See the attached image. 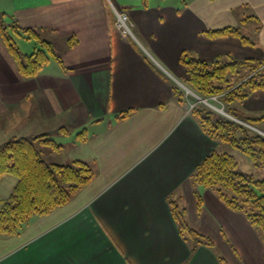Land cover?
I'll return each instance as SVG.
<instances>
[{
	"label": "crops",
	"instance_id": "crops-1",
	"mask_svg": "<svg viewBox=\"0 0 264 264\" xmlns=\"http://www.w3.org/2000/svg\"><path fill=\"white\" fill-rule=\"evenodd\" d=\"M114 7L129 12L138 41L121 36ZM0 11L37 29L61 57L25 78L0 35V140L58 134L66 148L75 133L70 161L94 170L67 204L0 236V264H264L246 215L191 181L227 143L185 114L176 89L188 78L184 51L206 61L264 59V0H0ZM226 25L251 44L206 33ZM233 105L264 114V89ZM175 203L213 247L181 234Z\"/></svg>",
	"mask_w": 264,
	"mask_h": 264
},
{
	"label": "trees",
	"instance_id": "trees-1",
	"mask_svg": "<svg viewBox=\"0 0 264 264\" xmlns=\"http://www.w3.org/2000/svg\"><path fill=\"white\" fill-rule=\"evenodd\" d=\"M12 33L34 38L38 45L31 53L23 54ZM206 33L210 37L237 36L243 43L251 44L241 29L234 25L208 29ZM0 35L25 78L36 76L52 59L61 61L52 42L44 39L37 29L22 27L16 19L10 20L7 13L1 11ZM180 61L188 72L187 85L197 93L203 96L223 94L227 111L254 126L264 119V114L248 116L233 105L255 90L264 89V59H237L225 55L206 61L184 51ZM176 89L183 102L181 87ZM192 114L213 139L240 149L264 167V133L204 104H199ZM86 133V130L80 132L81 140L87 138ZM37 142L53 148L61 147L49 134L13 136L0 144V176L10 174L18 179L11 196L0 206V235L19 234L32 216L47 214L67 204L94 178L92 166L83 159L70 163L46 161ZM238 168L239 161L234 154L215 149L197 165L191 181L195 185L212 188L230 209L244 213L264 240V178H256L254 174L241 172ZM196 196L201 206V193L196 191ZM173 214L181 234L189 235L195 247L199 244L214 246L209 235L186 222L183 210L176 203L173 204ZM221 261L229 264L224 257Z\"/></svg>",
	"mask_w": 264,
	"mask_h": 264
},
{
	"label": "rangeland",
	"instance_id": "rangeland-1",
	"mask_svg": "<svg viewBox=\"0 0 264 264\" xmlns=\"http://www.w3.org/2000/svg\"><path fill=\"white\" fill-rule=\"evenodd\" d=\"M12 35L15 38L21 53H23V54L31 53L34 50V48L38 45L37 40L34 38H27L26 36L13 34V33H12ZM256 126L260 129V127H264V124H258V122H257ZM83 130L84 129H82L80 131H83ZM10 135H12V132L10 133ZM51 136H52V134H51ZM65 137H66L67 141H69L68 142L69 144L66 145V148H61L62 145L58 142V141H60V139H58V134H53V136L51 138L57 139V140L54 139V141L58 142L61 145L60 148H53L48 144H45L42 142H37V146L41 149L42 155L46 161L58 162V163H70L73 161V160L70 161L71 158L69 156V154L75 150V147L71 141H73V139L75 140V138L78 136H77V134L73 133L72 137H69V136H65ZM9 138H10V136H8V138H4L5 140H3V139L0 140V141H2L0 144L5 142ZM225 151L232 153L237 157V159L239 161V168H238L239 171L246 172V173H252L255 175L256 178H259V179L264 178V167L260 166L249 155H247L246 153H244L240 149H238L232 145H229V144H226L225 147L222 150H220V152H225ZM76 159H80V158H76ZM64 161H67V162H64ZM0 177H3V183L0 184V206H2L4 201L7 200L11 196L18 179L16 176L10 175V174H4ZM10 180H13V184L9 183ZM203 188L211 190L212 192H214L216 194V192L212 188H208L205 186H203ZM257 234L259 235L262 242L264 243V240L262 239L261 233L259 231H257ZM0 236L8 237L7 235H2V234Z\"/></svg>",
	"mask_w": 264,
	"mask_h": 264
},
{
	"label": "built area",
	"instance_id": "built-area-1",
	"mask_svg": "<svg viewBox=\"0 0 264 264\" xmlns=\"http://www.w3.org/2000/svg\"><path fill=\"white\" fill-rule=\"evenodd\" d=\"M114 12L116 16V27L119 30L121 36L125 39H133L138 41V38L134 31V22L132 21L130 14L125 9H120L114 7ZM182 91H183V105L185 109V114H192L194 109L199 104H204L221 114L229 116L255 130L262 132L257 126L249 124L241 120L240 118L236 117L235 115L231 114L227 111V105L223 100V94H213L208 96H203L193 90L189 85L186 83L180 82L179 83ZM263 133V132H262Z\"/></svg>",
	"mask_w": 264,
	"mask_h": 264
}]
</instances>
